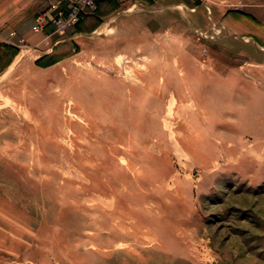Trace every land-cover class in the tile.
Masks as SVG:
<instances>
[{"label":"rangeland","instance_id":"obj_1","mask_svg":"<svg viewBox=\"0 0 264 264\" xmlns=\"http://www.w3.org/2000/svg\"><path fill=\"white\" fill-rule=\"evenodd\" d=\"M257 8L103 0L34 46L0 21V264H264V44L221 25Z\"/></svg>","mask_w":264,"mask_h":264},{"label":"crops","instance_id":"obj_2","mask_svg":"<svg viewBox=\"0 0 264 264\" xmlns=\"http://www.w3.org/2000/svg\"><path fill=\"white\" fill-rule=\"evenodd\" d=\"M46 2V0H0V14H2V18L0 19L1 22L4 23H10L12 22L20 24L22 22H25L27 20V23L31 22L33 24L34 18H36L37 12L40 10V5L42 2ZM50 1V0H49ZM217 2L223 4H230V5H237L240 3L250 5L254 4L257 5V12L260 13L263 17L261 18V25L260 29L255 32L254 35H252L250 32L243 33L241 28L235 24V17H232L231 23L227 26L224 23H221V25H224L228 28L229 31H232L233 34L237 36H241L242 38H247L248 42L250 40H255L257 43V47H260L261 44H264V40L257 41V39H264V0H216ZM102 2H100L101 4ZM42 6V5H41ZM202 11L205 12L206 17L208 20H210L211 24L217 25L220 22H222V17L225 15V13L228 11L225 7H220L218 9L213 8L212 6L208 4H201ZM6 8H13L16 9L12 15L5 13ZM42 8V7H41ZM207 11V12H206ZM197 12V9L195 10V13ZM4 13V14H3ZM190 17V16H189ZM193 17V16H191ZM15 29V30H14ZM17 31V33H16ZM14 32L17 36H21L28 44L31 46H34L39 41L43 39L44 36H46L45 33L42 32H33L30 30L29 26L28 28H22L17 27L13 25V29L8 27V35ZM262 42V43H261Z\"/></svg>","mask_w":264,"mask_h":264},{"label":"built area","instance_id":"obj_3","mask_svg":"<svg viewBox=\"0 0 264 264\" xmlns=\"http://www.w3.org/2000/svg\"><path fill=\"white\" fill-rule=\"evenodd\" d=\"M101 1L50 0L48 8L34 20L32 30L45 33L46 38L63 36L82 19L95 12Z\"/></svg>","mask_w":264,"mask_h":264},{"label":"trees","instance_id":"obj_4","mask_svg":"<svg viewBox=\"0 0 264 264\" xmlns=\"http://www.w3.org/2000/svg\"><path fill=\"white\" fill-rule=\"evenodd\" d=\"M102 1H103V0H102ZM102 1H101V2H102ZM99 5H100V3L98 4V6H99ZM87 17H88V16H87ZM87 17H85V18H87ZM85 18H84V19H85ZM84 19H82V20H84ZM82 20H81V21H82ZM81 21H80V22H81ZM80 22H79V23H80ZM79 23H77L76 26H77ZM76 26H75V27H76ZM9 49L12 51V52H11V53H12V54H11V59H12V58L17 54L18 51H17V48H15V47H10ZM7 65H8V64H7Z\"/></svg>","mask_w":264,"mask_h":264}]
</instances>
